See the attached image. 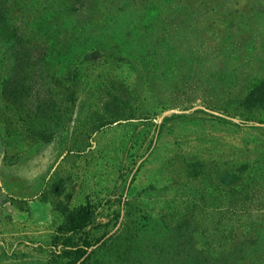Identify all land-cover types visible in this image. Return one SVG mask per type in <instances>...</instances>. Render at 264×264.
<instances>
[{
	"label": "rangeland",
	"instance_id": "rangeland-1",
	"mask_svg": "<svg viewBox=\"0 0 264 264\" xmlns=\"http://www.w3.org/2000/svg\"><path fill=\"white\" fill-rule=\"evenodd\" d=\"M264 264V0H0V264Z\"/></svg>",
	"mask_w": 264,
	"mask_h": 264
},
{
	"label": "trees",
	"instance_id": "trees-1",
	"mask_svg": "<svg viewBox=\"0 0 264 264\" xmlns=\"http://www.w3.org/2000/svg\"><path fill=\"white\" fill-rule=\"evenodd\" d=\"M94 220V211L90 205H83L73 208L68 211V232H73L65 238L61 243L60 257L65 260H55L53 263L47 264H84L89 258V249L93 243L87 238H81V241L76 240V235L82 232L92 224Z\"/></svg>",
	"mask_w": 264,
	"mask_h": 264
}]
</instances>
